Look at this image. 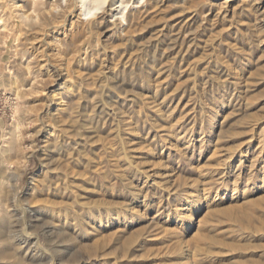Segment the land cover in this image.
<instances>
[{
	"label": "rangeland",
	"instance_id": "374dc122",
	"mask_svg": "<svg viewBox=\"0 0 264 264\" xmlns=\"http://www.w3.org/2000/svg\"><path fill=\"white\" fill-rule=\"evenodd\" d=\"M222 2L111 0L99 26H83L85 29L71 22L62 26L63 19L52 24L60 30L67 26L69 35L60 36L67 37V41H62L65 45L53 42L49 26L22 23L17 12L6 3L0 9V159L18 175L17 182L14 181L18 190L16 201L23 202L32 176L40 170L43 150L49 155L66 153L63 136L56 135L45 145L48 116L41 107L53 94H61L69 103L68 110L61 113L68 120L67 127L72 124L75 131L89 134L91 121L97 128L101 143L88 147L94 162L97 161L95 164L101 163L111 151H121V138L138 136L131 133V127L137 126L139 133L158 151H171L168 163L182 167L187 176H197V169L182 154L191 156L194 151L192 160L211 154L215 147L214 143H207L211 135L210 117L219 118L222 108L229 106L234 113L224 127L234 125V128L224 136L221 146L232 150L235 157L228 162L227 176L223 179L228 180L230 187L237 186L241 193L255 191L256 185L264 186V0ZM100 12H97L99 16ZM134 16L140 17L135 29L119 28V21ZM77 19L74 22H79ZM32 53L37 54L35 58ZM48 69L53 73L48 74ZM93 77H98V85L108 79L107 82L120 85L122 95L106 94L102 99ZM69 88H74V94H69ZM107 89L113 92L111 87ZM255 120L260 123L254 128ZM169 121L175 122L172 136L160 128L161 124L170 125ZM181 137L190 139V145H183ZM168 138L188 149L181 153L170 146ZM202 140L206 142L199 149ZM147 167L150 173H156V181L161 182L163 169L149 164L143 168ZM122 173L127 175L120 178L123 190L119 193L120 202L128 203L133 197L128 189L130 182L149 190L147 203L161 196V190L153 181L147 179L148 182L144 174L133 168ZM95 176L97 180L98 173ZM220 182L221 177L217 176L212 185ZM262 193L257 190L255 195ZM140 196L138 201L144 204V197ZM7 198H12L9 193L7 196L5 193L0 216L10 223L14 218L7 214V209L17 202L8 203ZM172 200L168 205L171 211L178 204V210L186 212L182 192ZM153 216L149 210L147 218ZM211 229L207 248L200 254L201 258L208 257L203 264H211L214 258L218 264H264V208L239 221L221 220L211 225ZM41 238L42 246L34 247L30 243L27 255L17 250L7 257L0 256V264H49L55 260L56 264H80L86 260H92L89 264L98 260L99 264L100 259L95 256L79 260V244L75 239L55 234L52 242H46L43 232ZM14 243L15 249L21 245ZM4 244L0 243V250ZM181 261L180 255L171 254L158 264H181Z\"/></svg>",
	"mask_w": 264,
	"mask_h": 264
},
{
	"label": "bare ground",
	"instance_id": "6f19581e",
	"mask_svg": "<svg viewBox=\"0 0 264 264\" xmlns=\"http://www.w3.org/2000/svg\"><path fill=\"white\" fill-rule=\"evenodd\" d=\"M110 1L107 6L110 5ZM230 1L233 0H223L222 3ZM19 2H23V4L20 5ZM6 3L14 12H17V17L22 23L30 22L31 25L36 24L40 27L49 26L52 34L49 33L53 37V42L58 44H63L62 41L66 40L67 37L62 39L60 36L67 34V26L60 30L53 27L52 24L55 22L63 19L65 23L61 24L62 26L71 22L73 26L88 25L94 27L99 26L102 17L104 19V15L108 13L107 0H50L48 2L45 0H0V9H3ZM27 5L30 7L25 10ZM99 10H101L100 16L97 14ZM75 17H78L79 22H74ZM139 19V16L124 18L125 24L124 21H119V28L121 29L123 26L124 31L133 30L139 23ZM68 35L69 33L65 36ZM47 73L52 74L53 72L51 73L48 69ZM97 78L93 77V84L95 83L96 86L98 85ZM107 81L101 82L97 86L98 95L102 99L106 94L121 96L120 85ZM107 87H111L113 92ZM17 88L20 87L17 86ZM67 91L70 95L75 92L74 88H69ZM152 97L154 98L153 95ZM82 98H84L83 95ZM68 105L69 103L67 104L61 94H53L49 101L44 103V107H41V110L45 111L48 116L47 121H45L47 130L45 145H49L56 135H60L64 137L63 142L67 149L65 154L51 153L49 155L46 154L47 150L41 152V168L32 176L30 187L25 193L24 199L20 198L23 199V202L18 203L16 201L18 190L15 182H17L18 175L13 174L11 167L6 168V161L0 159V214L3 211L2 202L5 193L6 196L9 193L12 197L7 198L8 203L17 202L16 205L12 202V205L9 206L10 210L7 209V214L10 213V217L14 218L12 222L9 223L7 218L0 216V243L9 244L8 246L4 244L0 250V256L7 257L17 250L26 252L25 255H27L28 244L32 243L34 247L43 245L41 238L43 232L46 242H52L55 234L75 239L76 243L79 244V260L84 259L85 256L89 258L95 256L94 258L99 257V264H158L160 260L172 254L180 255L183 258L181 264H203L208 257L201 258L200 254L203 249L207 248L205 245L208 243V232L212 231L211 225L221 222V220L239 221L250 213L253 214L259 208H264V194L255 195L257 190L264 192V186L256 185L254 186L255 191L245 190L241 193L237 186L230 187L228 180L223 179L225 175L227 176L230 161L235 157L232 150L223 149L221 146L225 139L224 136L231 134L234 128V125H230L227 129L224 127L229 116L234 113L231 108L229 109V106L222 108L221 113H218L219 118L210 117L211 135H209L207 143H214L215 147L211 154L207 158L201 154L202 156L193 160L194 151L191 156L182 154L186 156V161L190 162V166L197 169V176L193 174L187 176L182 167L174 164L171 166L172 164L168 163L171 151H164V149L158 151L157 147L150 145L146 136L144 137L139 133L138 130L140 129H137V126L131 127V133L133 135L139 134L138 136H129L128 139H125L126 137L121 138V151H111L109 155L104 157L103 161H100L101 163L95 164L97 161L94 162V157L89 152L88 147L93 148L101 143L97 128L93 127L91 121L88 123L89 134L75 131L72 124L67 127L65 121L68 120L63 119L61 113L68 110ZM93 107L95 108V105ZM252 122L254 128L260 123L257 120ZM169 124L168 126L161 124L160 128L166 129L168 136H172V126L175 122L169 121ZM186 137H181V139L184 138L181 142L183 145H190L191 140ZM168 139L164 141H168ZM203 140L201 143L198 142L200 143L199 149L206 142ZM168 142L170 146L177 148L181 153L188 149L181 147L171 139ZM84 157L88 159V163L82 159ZM145 164L152 167L155 165L163 169L161 182L156 181L155 172L152 174L148 167L143 168ZM129 168L144 174L146 180L153 181L161 190V196L157 195L156 199H151L155 201L147 203V199L151 196L149 190L140 185L137 186L135 182H130L128 184H131V187L128 186V189L133 197L129 199L128 203L120 202L119 193L123 191L120 188V178L126 174L122 172ZM94 172L98 173V181ZM217 176L221 177V182L219 185H212L216 182ZM7 186L10 187L8 190H6ZM181 192L185 195L184 204H186L187 210L186 212L182 211L183 213L180 212L177 204L175 208L173 207L174 212H177L175 215L168 205L170 201H173V197L180 195ZM165 193L167 196L164 197ZM140 195L144 197L143 201L145 200L146 204H141L138 201ZM154 195L156 196V194ZM149 210L154 213L151 218H147ZM163 218L166 219L162 220ZM166 225L167 227H165ZM78 238L81 240L78 241ZM14 242L21 244L18 245V249H15ZM216 260L215 258L211 259V264H218ZM87 261L80 264L92 263V260L86 263ZM97 263L98 260L94 264ZM49 264H56V260Z\"/></svg>",
	"mask_w": 264,
	"mask_h": 264
}]
</instances>
